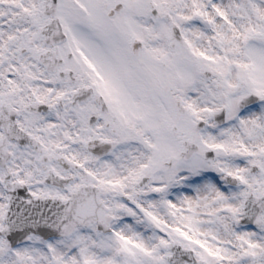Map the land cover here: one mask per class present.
Returning <instances> with one entry per match:
<instances>
[{"label":"snow or ice","instance_id":"obj_1","mask_svg":"<svg viewBox=\"0 0 264 264\" xmlns=\"http://www.w3.org/2000/svg\"><path fill=\"white\" fill-rule=\"evenodd\" d=\"M0 264H264V0H0Z\"/></svg>","mask_w":264,"mask_h":264}]
</instances>
